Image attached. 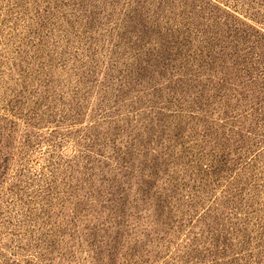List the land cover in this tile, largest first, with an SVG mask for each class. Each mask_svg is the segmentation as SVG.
<instances>
[{"label":"rangeland","instance_id":"obj_1","mask_svg":"<svg viewBox=\"0 0 264 264\" xmlns=\"http://www.w3.org/2000/svg\"><path fill=\"white\" fill-rule=\"evenodd\" d=\"M0 264H264V0H0Z\"/></svg>","mask_w":264,"mask_h":264}]
</instances>
